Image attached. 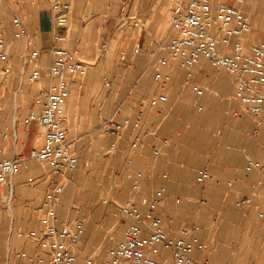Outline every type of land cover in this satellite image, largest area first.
Returning a JSON list of instances; mask_svg holds the SVG:
<instances>
[{
  "label": "crops",
  "instance_id": "1",
  "mask_svg": "<svg viewBox=\"0 0 264 264\" xmlns=\"http://www.w3.org/2000/svg\"><path fill=\"white\" fill-rule=\"evenodd\" d=\"M58 1L70 4V16L67 26L59 30L57 45L74 52L86 68L82 77L68 76V95L62 102L78 167L70 175L57 210L64 222L76 218L84 221L78 255L101 258L108 236L115 233L110 231L108 218L115 206L129 201L131 184L139 172L136 205L143 209L141 202L163 186L164 198L156 212L170 237L181 236L184 228L193 229L191 235L204 244L203 250L192 252L194 260L264 264V126L252 135L257 126L235 98L232 76L200 57L189 79L179 61L172 60L165 69L170 74L165 88L153 80L157 67L148 52L156 48V42L168 40L172 0ZM51 2L0 0V30L9 60L0 61V134L7 135L1 140L0 159L27 155L30 148L42 144L43 128L23 120L29 111L42 109L51 81ZM237 6L250 21V31L243 35L244 45L261 42L264 0H244ZM14 16L21 20L25 37H15ZM33 50L39 51L38 56L23 66L22 54ZM163 56H167L166 51L157 55ZM5 67L9 72L2 76ZM35 68L40 79L30 82L28 77ZM192 86L203 93L196 94ZM162 92L166 101L150 105L149 100ZM117 107L121 109L114 115L117 122L125 116L131 119L119 137L99 129L100 121L113 115ZM139 110L140 126L132 129ZM135 134L141 135L142 141L131 149ZM111 144L115 147L108 152ZM153 147L159 148V155L153 154ZM128 158L131 161L127 165ZM88 160L89 170L83 166ZM249 160L258 167L245 171ZM90 169L102 176L100 183L95 186L85 176L88 183L81 191L80 177ZM201 170L211 179L198 183ZM44 173L43 166L26 159L16 171L11 188L0 185V264H31L19 255L21 252L27 257L40 255L47 264L46 248L27 236L30 231L41 232L39 217L47 188ZM106 175L111 179L108 185ZM106 189L113 190L112 196L108 197ZM102 195L109 204L99 202L97 210L93 203ZM244 197L250 199L249 205L235 206ZM76 204L81 207L76 209ZM121 217L124 224L120 226L126 228L130 219L123 214ZM115 226L120 231L119 224ZM96 247L100 253L96 254ZM158 248L157 258L163 264H173L171 252L163 246ZM90 249L95 251L86 254Z\"/></svg>",
  "mask_w": 264,
  "mask_h": 264
},
{
  "label": "built area",
  "instance_id": "2",
  "mask_svg": "<svg viewBox=\"0 0 264 264\" xmlns=\"http://www.w3.org/2000/svg\"><path fill=\"white\" fill-rule=\"evenodd\" d=\"M244 0H187L181 3L172 0V15L170 17V34L167 41L156 42V48L148 52L150 60H155L156 71L153 80L163 90L170 80V74L165 71L170 61L178 60L179 67L185 70L189 79L192 70L200 57L207 59L214 67L220 68L232 76L234 80V96L240 102L244 112L254 121L256 128L252 135H257L259 126H264V39L261 42L244 45L243 35L250 31L249 18L238 8ZM70 16V4L52 0L50 17L52 21V45L49 48L51 64L48 74L50 83L45 89V101L39 112L29 111L24 118V124L37 122L43 128L42 144L29 149L27 155L18 153L13 157L0 159V185L12 186L13 177L26 159H32L45 169L43 176L47 184L45 196L41 203L42 213L39 217L40 234L30 231L27 236L40 242L47 250V264H163L159 256L158 246L171 252L173 264H208L207 260L196 261L192 257L195 250H203L204 244L194 237L191 230L182 229L181 236L170 237L164 230L156 208L164 196L163 186L156 189L149 201L144 202V210L135 203L139 191L138 180L141 173H135L136 179L131 184V198L119 206L123 216L130 223L123 231L122 239L110 248L105 257L84 255L79 258L74 250L78 247L84 233L83 219L76 218L72 222H64L58 215V208L70 175L78 167V158L72 152L71 140L68 137L67 117L62 108V102L68 95V76H84L86 68L78 60L74 52L57 45L60 39V29L67 26ZM15 37H25L21 20L14 16ZM231 39L233 41L231 42ZM166 51L167 56L157 57L159 52ZM39 51L33 50L28 55L22 54L25 66L30 59L38 56ZM0 61L9 62L4 52L3 33L0 30ZM9 68L1 69V75L6 76ZM40 79V71L35 68L28 81ZM192 90L201 95L203 90L192 86ZM165 93H159L149 100L150 105L166 101ZM117 107L113 115L103 118L99 129L104 134L121 136L123 130L131 124L130 116H125L120 122L114 115L120 112ZM142 111L139 110L132 123V129L140 126ZM155 136V133L152 132ZM6 134H0V154L3 151L1 140ZM142 136L135 134L130 141V148H137ZM111 144L108 152L114 149ZM154 155H159L157 147L152 148ZM130 159H126L128 165ZM258 164L249 160L244 166L245 171ZM210 178L205 170L198 172L196 181L203 183ZM31 180V179H29ZM249 198L236 202L237 206L247 205ZM31 264H44L40 255L26 256Z\"/></svg>",
  "mask_w": 264,
  "mask_h": 264
},
{
  "label": "rangeland",
  "instance_id": "3",
  "mask_svg": "<svg viewBox=\"0 0 264 264\" xmlns=\"http://www.w3.org/2000/svg\"><path fill=\"white\" fill-rule=\"evenodd\" d=\"M13 85V84H12ZM11 86V85H10ZM236 114V116H238V114L237 113H235ZM91 161H93L92 162V164L94 165V167H95V162H94V160H92V159H90V162ZM88 162H89V160H88ZM87 162V164L84 162V167H86V168H88V170H89V166H91L90 165V162L88 163ZM206 171V170H205ZM207 172V171H206ZM87 174L86 175H83L82 177H80L81 178V186L82 187H79L80 189H81V191L84 189V187H83V185L85 186L86 185V183H88L87 181H86V179H85V176H88V178L90 177V179H91V181H92V183H94L95 184V186H96V184H98L97 182H99L98 180H99V178L100 177H102V176H100V175H98V173L97 172H95V170H92V169H90V171H87L86 172ZM208 173V172H207ZM209 174V173H208ZM75 175H77V173L75 174ZM209 176H210V178H208L207 180H210L211 179V175L209 174ZM106 178H107V180H106V184L108 185L109 184V181L111 180L110 179V177L108 176V175H106ZM79 180V176H78V178H77V181ZM207 180H205V181H207ZM69 181H70V179H69ZM69 183V182H68ZM100 183V182H99ZM139 183V182H138ZM229 185H230V183H228ZM77 186H78V183H77ZM161 187V186H160ZM86 188V187H85ZM106 191H107V195H108V197H110V196H112V193H113V190L112 191H108L107 189H106ZM105 191V192H106ZM104 192V193H105ZM154 193V192H153ZM73 190H72V188L70 189V191H69V197L70 198H72V196H73ZM164 194H165V192H164ZM153 195V194H152ZM100 196V195H99ZM105 197H106V195H102V197L101 198H99L98 199V203L97 202H94L93 203V206H97V207H95V209H99L100 207L98 206V204H99V202L100 203H103V204H109V203H105V201H104V199H105ZM152 197V196H151ZM163 198H164V196H163ZM244 198H246V197H244ZM244 198H241V199H244ZM151 199V198H150ZM150 199H148V200H145V201H142L141 203H142V205L144 206V202H146V201H149ZM241 199H239V200H241ZM163 200V199H162ZM161 200V201H162ZM239 200H237V201H239ZM236 201V202H237ZM200 202H205V200L202 198L201 200H200ZM236 202H235V206H237L236 205ZM76 205H78V206H76L77 208L76 209H78V207H81V206H79V204H76ZM159 205V204H158ZM247 205H249V204H247ZM115 206V205H114ZM121 206V205H120ZM241 206H246V205H240V206H237V207H241ZM99 207V208H98ZM158 207V206H157ZM144 208H145V206H144ZM144 208L142 209V210H144ZM156 210H157V208H156ZM83 212V211H82ZM107 213H108V211H107ZM109 213H112L111 211H109ZM156 214H157V212H156ZM78 215L80 216V213H78ZM158 215V214H157ZM122 216V214H121V211H120V209H119V206H115L114 207V211H113V214H111V217H109L108 219H109V221L108 222H112L111 224H110V226H109V228L111 227V229H110V231L111 232H115L114 233V235L113 236H108L109 237V239H108V241H107V243H106V248H104V249H102V251L103 252H101V254L99 255V257H101V258H103V257H105V255H106V253H107V251L110 249V248H113L114 246H115V244L117 243V241H119L120 239H122V231L125 229V226H120V225H122V224H124V221H123V218L121 217ZM112 217H113V219H112ZM115 224H119V230L120 231H116V226H115ZM184 229H188V228H184ZM188 230H191V232H193V229H188ZM194 237H196V236H194ZM199 240V239H198ZM161 246V245H160ZM159 246V247H160ZM79 250H80V247H77L75 250H74V253L75 254H79ZM93 251H95V250H93V249H90V250H88V252L86 253V254H91ZM158 251H159V248H158ZM97 253H100V250L96 247V254ZM79 256V258L82 256H80V255H78ZM172 258V257H171ZM201 260H204V259H201ZM201 260H196V261H201ZM206 260V259H205ZM161 261V260H160ZM172 263H173V259H172ZM207 263H208V261H207ZM78 264H81V263H78Z\"/></svg>",
  "mask_w": 264,
  "mask_h": 264
}]
</instances>
